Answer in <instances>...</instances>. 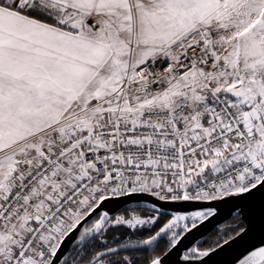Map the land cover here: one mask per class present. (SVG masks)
Instances as JSON below:
<instances>
[{
	"label": "snow or ice",
	"instance_id": "snow-or-ice-1",
	"mask_svg": "<svg viewBox=\"0 0 264 264\" xmlns=\"http://www.w3.org/2000/svg\"><path fill=\"white\" fill-rule=\"evenodd\" d=\"M225 249L264 264V0H0V264Z\"/></svg>",
	"mask_w": 264,
	"mask_h": 264
},
{
	"label": "water",
	"instance_id": "water-1",
	"mask_svg": "<svg viewBox=\"0 0 264 264\" xmlns=\"http://www.w3.org/2000/svg\"><path fill=\"white\" fill-rule=\"evenodd\" d=\"M232 212L234 214L235 209L232 208L231 204H225L221 205V212L223 215L227 216L229 212ZM231 219V218H229ZM222 221L220 224L217 225V227H220L223 223H225L227 220ZM234 247V246H233ZM231 255L230 249H225L224 252H220L215 256L211 257V260L209 261V264H227V261L229 260Z\"/></svg>",
	"mask_w": 264,
	"mask_h": 264
},
{
	"label": "trees",
	"instance_id": "trees-1",
	"mask_svg": "<svg viewBox=\"0 0 264 264\" xmlns=\"http://www.w3.org/2000/svg\"><path fill=\"white\" fill-rule=\"evenodd\" d=\"M233 221L231 219L227 220L225 223H223L220 227H218L220 229V233L218 234H222L223 233V227L226 224H231Z\"/></svg>",
	"mask_w": 264,
	"mask_h": 264
}]
</instances>
